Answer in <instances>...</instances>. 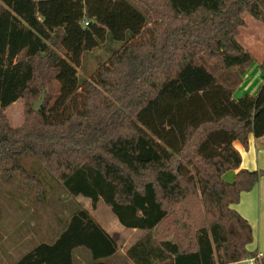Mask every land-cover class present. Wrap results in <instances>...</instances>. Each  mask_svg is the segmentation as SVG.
<instances>
[{
	"label": "trees",
	"instance_id": "obj_1",
	"mask_svg": "<svg viewBox=\"0 0 264 264\" xmlns=\"http://www.w3.org/2000/svg\"><path fill=\"white\" fill-rule=\"evenodd\" d=\"M247 13L264 23V0H0L2 176L39 181L21 163L31 156L68 196L93 208L102 200L122 226L141 231L126 250L134 264L256 256L251 226L232 207L260 177L240 169L235 141L247 149L250 134L264 136V82L233 96L254 62L237 39ZM106 39L117 48L81 81L84 52ZM19 99L24 122L15 127L5 109ZM59 221L54 241L4 264H74L77 250L109 264L118 252L79 204Z\"/></svg>",
	"mask_w": 264,
	"mask_h": 264
},
{
	"label": "rangeland",
	"instance_id": "obj_2",
	"mask_svg": "<svg viewBox=\"0 0 264 264\" xmlns=\"http://www.w3.org/2000/svg\"><path fill=\"white\" fill-rule=\"evenodd\" d=\"M245 21L246 26L240 28L239 40L253 49L255 57L253 63L258 60L259 66L264 68V23L248 13L245 14ZM149 38L150 33L135 42L148 41ZM103 45L84 52L82 64L77 68L81 81L93 80L100 65L106 62L117 48L118 42L106 39ZM43 91L45 101V88ZM40 98L41 96L36 100ZM5 113L13 126H20L24 122V100L19 99L8 106ZM21 163L29 174L37 173L39 181H32L29 177L21 176L19 171L11 170L6 172L4 178L0 169V264L13 263L19 259L23 253L31 249L29 247L40 241L42 233L52 232L60 226L59 219H68L72 207L77 203L88 208L99 222L105 220L108 214L116 219L103 201L100 207L97 205L98 208H93L89 198L68 196L59 181L44 166L38 165L39 170L35 168L33 157H23ZM116 221L119 223L117 219ZM123 237L124 240L118 242L127 247L129 244L126 242H131L135 233L127 230Z\"/></svg>",
	"mask_w": 264,
	"mask_h": 264
},
{
	"label": "crops",
	"instance_id": "obj_3",
	"mask_svg": "<svg viewBox=\"0 0 264 264\" xmlns=\"http://www.w3.org/2000/svg\"><path fill=\"white\" fill-rule=\"evenodd\" d=\"M237 39L239 40V37H237ZM239 42L253 54V49L249 45L242 43L240 40ZM263 70L264 68L259 66L258 60L256 63L251 64V66L248 67L245 73L242 75V81L235 88L233 96L238 99L247 93L255 94L258 91L260 85L264 82ZM235 146L241 152L242 155L240 169L259 171L260 177L251 190L243 191L241 193L239 202L233 204L232 207L237 210V212L243 218H245L251 226L252 241L247 244V249L251 252H256L257 254L261 253L262 256H264V136L257 138L254 134H250L249 147L247 149L244 148L239 141H235ZM237 171L238 170H231L227 172L224 176L225 179H227L228 181H233ZM101 203L102 200L97 203L98 207H100ZM77 204L84 207L80 203ZM112 217L108 214L106 215V218H104L105 220H103L102 222H99L97 220L103 226V228L111 234V236L116 240L119 245L118 252L109 259V264H134L131 260L127 258L126 250L131 244L136 241V239L141 234V231L138 229L122 228L124 226H120V222L118 223L116 221L117 217L116 219ZM127 230L135 233V237L131 242L126 240L127 242H125L129 245L127 247H124L118 241L124 240L123 235L124 232ZM61 231L62 228L58 226L52 232L42 233L40 235V241L34 243L29 248L33 249L36 245L41 242L54 241L59 236ZM25 253H23L22 255H24ZM74 264H92V261L89 260V254L86 252V250L76 251ZM233 264L248 263L246 262V260H243ZM256 264H261L260 260L256 261Z\"/></svg>",
	"mask_w": 264,
	"mask_h": 264
},
{
	"label": "water",
	"instance_id": "obj_4",
	"mask_svg": "<svg viewBox=\"0 0 264 264\" xmlns=\"http://www.w3.org/2000/svg\"><path fill=\"white\" fill-rule=\"evenodd\" d=\"M44 96H45V91L42 92L41 98L39 100L34 101L33 103V107L35 109H41L42 105H43V101H44Z\"/></svg>",
	"mask_w": 264,
	"mask_h": 264
},
{
	"label": "built area",
	"instance_id": "obj_5",
	"mask_svg": "<svg viewBox=\"0 0 264 264\" xmlns=\"http://www.w3.org/2000/svg\"><path fill=\"white\" fill-rule=\"evenodd\" d=\"M262 258V254L261 253H258L256 254V256L254 257H249L246 259V262L248 264H256V261L260 260Z\"/></svg>",
	"mask_w": 264,
	"mask_h": 264
}]
</instances>
